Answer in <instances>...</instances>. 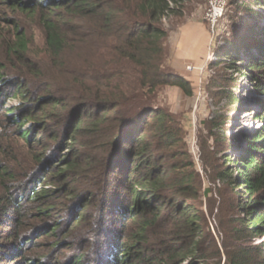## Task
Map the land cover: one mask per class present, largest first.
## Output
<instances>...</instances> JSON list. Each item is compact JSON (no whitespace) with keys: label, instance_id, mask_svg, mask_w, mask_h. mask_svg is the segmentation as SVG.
Here are the masks:
<instances>
[{"label":"trees","instance_id":"16d2710c","mask_svg":"<svg viewBox=\"0 0 264 264\" xmlns=\"http://www.w3.org/2000/svg\"><path fill=\"white\" fill-rule=\"evenodd\" d=\"M182 1L0 0L44 36L32 54L6 20L15 31L0 61V128L12 131L0 139L16 146L0 158V264H59L65 249L68 264H89V246L95 264H264V0L230 1L232 40L211 63L261 96L242 110L260 126L234 158L228 117L202 121L210 186L181 121L158 104L166 88L192 95L166 70L162 20ZM228 100L240 106L232 91Z\"/></svg>","mask_w":264,"mask_h":264},{"label":"rangeland","instance_id":"374dc122","mask_svg":"<svg viewBox=\"0 0 264 264\" xmlns=\"http://www.w3.org/2000/svg\"><path fill=\"white\" fill-rule=\"evenodd\" d=\"M230 1L227 0L223 16L214 27V31H211L208 23L204 20L208 0L182 1L175 7V12L168 14L162 20L164 28L169 32V50L171 49L170 40L174 42L173 45L175 46L181 45L180 42L184 37H190L193 38V49L199 54L196 56V59H191V63H188V65L193 66L194 70H186L189 77H191L189 82L192 86V95L188 97L176 88H166L159 93L158 104L181 121L185 133L187 150L197 170L203 174L204 186H210L211 183L202 170L200 148L202 141L206 139L207 132L202 125V121L211 117H228V122L230 123L228 133L233 136L234 144H238L237 141H240L239 145H235L237 146L236 150L227 151V155L232 158L236 157L240 151L241 135L260 126V122L253 118L252 112L244 113L242 111L244 108L254 111L255 101L261 96L253 89L243 75L239 74L234 68H226L222 63L211 66L210 62L203 68L201 74L197 69L206 62L205 58L210 53V49H212L217 58L218 52L222 48L228 47V43L232 40L229 14L233 7L230 6ZM7 19L11 21L14 19L17 22L18 30L24 33L31 53L40 54L43 48L44 36L36 19L29 18L20 13H12L6 6L0 5V61L6 55L5 43L14 37L15 27L8 23L6 21ZM261 23L264 24V20ZM211 38L212 45H210ZM242 60L244 58L236 62L235 66L239 68L243 66ZM235 83L238 86H235ZM231 91L234 96L239 98L240 101L238 104L241 108L240 106L233 105L228 100ZM19 101L18 98H9L6 101V106L14 107L18 105ZM0 130L3 133L8 132L9 134L12 131L11 128L5 129L3 127ZM19 143L22 144V142ZM0 144H2L0 146V158L5 156V153L2 151L4 148H8L7 151L10 152V149L16 146V142L13 141V136L11 138H1ZM215 185L218 186V180L215 182ZM259 241L256 239L255 242L258 243ZM74 247H78V244L73 240L72 248ZM95 247L89 246L85 248L89 264L98 262L97 256L94 254ZM73 253L74 249L60 250L54 258L59 260V264H68ZM190 263L186 262L185 264Z\"/></svg>","mask_w":264,"mask_h":264},{"label":"crops","instance_id":"0c3cea01","mask_svg":"<svg viewBox=\"0 0 264 264\" xmlns=\"http://www.w3.org/2000/svg\"><path fill=\"white\" fill-rule=\"evenodd\" d=\"M171 41L170 56L166 64V70L175 75L183 76L187 80H191L185 67L191 61V59H196L199 54L193 49V38L184 37L180 42L181 45H173L174 42ZM191 63V62H190Z\"/></svg>","mask_w":264,"mask_h":264},{"label":"built area","instance_id":"2783aa9c","mask_svg":"<svg viewBox=\"0 0 264 264\" xmlns=\"http://www.w3.org/2000/svg\"><path fill=\"white\" fill-rule=\"evenodd\" d=\"M226 2L227 0H208L207 8L204 13V20L208 23L211 31H214V27L218 23L219 19H221L223 16ZM210 45H212V38L210 39ZM209 51L210 53L205 58L206 62L197 68L200 74L202 73L203 68H205L210 62L212 63L217 59L212 49ZM185 69L187 71L194 70L193 66L191 65H187Z\"/></svg>","mask_w":264,"mask_h":264}]
</instances>
